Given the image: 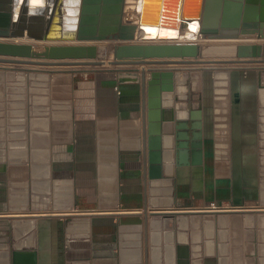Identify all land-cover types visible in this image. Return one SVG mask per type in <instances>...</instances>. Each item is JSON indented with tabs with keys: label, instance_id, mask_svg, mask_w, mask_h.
I'll use <instances>...</instances> for the list:
<instances>
[{
	"label": "crops",
	"instance_id": "crops-1",
	"mask_svg": "<svg viewBox=\"0 0 264 264\" xmlns=\"http://www.w3.org/2000/svg\"><path fill=\"white\" fill-rule=\"evenodd\" d=\"M138 2H126L127 21ZM26 65L0 66V264H264V234L221 235L213 219V234L200 235L199 219L168 218L211 208L224 178L215 159L208 175L203 162L178 165L173 133L187 100L203 107L202 125L215 129L220 112L180 94L176 72L158 111L147 106L141 70L148 80L149 68L173 65ZM240 115L246 130L262 129L263 107ZM150 125L160 129L152 157ZM259 198L249 204L264 207Z\"/></svg>",
	"mask_w": 264,
	"mask_h": 264
},
{
	"label": "water",
	"instance_id": "water-1",
	"mask_svg": "<svg viewBox=\"0 0 264 264\" xmlns=\"http://www.w3.org/2000/svg\"><path fill=\"white\" fill-rule=\"evenodd\" d=\"M133 2L134 0H130ZM48 2V0L46 1ZM128 0H80L78 18L74 28L68 33H59L60 14L57 10L47 14L42 11V19L30 21L23 17L16 20L11 17L8 23H0V63L30 64L43 66L60 65H104L108 59L110 65L123 64H182V63H262V71L257 79L264 78V43L246 42L264 41V0H140L141 7L132 20L124 21L123 13ZM55 0L53 2V5ZM59 4V3H58ZM169 7V10L166 8ZM53 9V8H52ZM10 10V9H9ZM52 11V10H51ZM199 23L200 41L181 42L158 39L150 42L140 31L150 28H172L177 20ZM26 37L33 42L70 41L63 44H43V51H32L33 42H16L13 38ZM114 41L99 59V49L91 42ZM78 43H73V42ZM208 41H238L234 45V58L202 60ZM90 42V43H89ZM222 44L214 47L217 49ZM225 46V45H224ZM228 46V45H226ZM231 48V46H229ZM211 49V47H210ZM213 49V48H212ZM218 52V51H217ZM221 51L220 53H223ZM231 54V49L225 51ZM230 52V53H229ZM176 68L151 69L150 78L145 80L142 74V92H147L149 109L160 107V94L173 92L174 70ZM208 80L211 75L203 73ZM184 110L175 109L176 163L178 165H199L202 157V118L203 107L190 109L185 102ZM149 126V156L152 149H159L160 129ZM190 130V133H189ZM159 158V152L155 153ZM152 162V160H151ZM244 212L264 211V207L234 199L231 207L183 209L191 212ZM116 244L112 245L114 248Z\"/></svg>",
	"mask_w": 264,
	"mask_h": 264
},
{
	"label": "rangeland",
	"instance_id": "rangeland-1",
	"mask_svg": "<svg viewBox=\"0 0 264 264\" xmlns=\"http://www.w3.org/2000/svg\"><path fill=\"white\" fill-rule=\"evenodd\" d=\"M23 1L25 2V7L21 8L18 5ZM46 1L47 0H8L10 7L6 9L0 8V17L5 18L7 23L11 17L17 20L21 14H24L23 17L30 21L41 20L43 17L42 11L47 7V14H53L54 10L58 9L56 13L60 14L59 33H62L64 30L65 27L63 23L65 21L69 22L72 19L71 21H74V24L76 23L79 11V0H55L54 5V0ZM166 10H169V7H167ZM125 17L126 15L124 12L123 20L127 21ZM13 39L17 41L23 40L26 42H33L29 41L30 39L26 37ZM152 41L157 42L159 40H151L150 42ZM253 41L256 40H248L246 42ZM68 42L70 41L66 42L59 40L56 42H33V44L36 50L42 51L44 49L43 44H63ZM234 42L237 43L238 41H208V48L204 49L201 59L219 60L234 58V53L226 56L220 55L217 51L212 52V54L208 56L205 55L210 47L211 49H214V47L225 43L235 45ZM91 43L100 44L102 46L103 49L98 48L99 59H101L104 55L103 52L108 50L116 42L106 40ZM0 66H5L1 68H8L9 71H12L13 73H20L24 66L27 68L26 64L0 63ZM80 66L89 67L91 65H60V67L73 68ZM258 66H263V64L182 63L174 64L172 67L176 68L174 70L177 74L178 80L176 81V90L180 94H183L184 97L189 99L192 96H200L201 92L203 93V84L209 87L210 93L207 95L209 98V104H207V106L210 105V107L216 109V111L220 112L221 116L220 125H217L216 128L212 130L215 161L219 173L224 177L222 179L231 181L233 186V197H236V199H242V196L245 195V190L248 188L250 190L255 189L257 191V196L261 197L258 200L260 203L259 205H263L264 125L262 129L246 130L244 122H238L239 116L243 118V115H240V113L244 114L246 109H255L257 106L264 108V78L262 80H255L257 74L262 71ZM205 72H208L211 75L210 79L205 80L203 78V73ZM245 200L248 203L251 202V198H245ZM220 205L226 208L232 206L231 202L227 200H221ZM168 218L172 220V224L174 223V225H176L181 218L199 219L198 228L200 230V235L213 234V219H216V223L218 224L217 230H220L221 235L239 234L251 236L264 234V228L262 229V226H264V211L203 212L198 213V215L195 216L174 215ZM178 231H180V228L175 226L174 234L177 235ZM217 233H219V231ZM208 244L209 243L204 244L206 249H208ZM204 261L205 264L212 263V260L206 259Z\"/></svg>",
	"mask_w": 264,
	"mask_h": 264
},
{
	"label": "bare ground",
	"instance_id": "bare-ground-1",
	"mask_svg": "<svg viewBox=\"0 0 264 264\" xmlns=\"http://www.w3.org/2000/svg\"><path fill=\"white\" fill-rule=\"evenodd\" d=\"M137 1H139L138 2V10H139L141 7V3H140V0H137ZM22 3L19 4L18 6H20L21 8H24L25 2L23 1ZM132 4L133 5L130 7L129 10L134 9L136 7V0H134ZM163 4H164V0H163ZM9 7H10V3L8 2V0H0V8L6 9ZM0 22L1 23H7L6 19L2 18V17H0ZM70 22H72V21L70 20ZM65 23H67V25L69 27H71L70 26L71 23L66 22V21H65ZM72 27H71V29H72ZM198 29H199V23L196 19L188 21V22L187 21L181 22L180 20H177L175 22V25L172 28H161V27L150 28V27H146L144 30H142V37L145 35H148L147 37H150V39L154 38V40L161 38V39H167L169 41L175 40V41H181V42H196V41L198 42V41H200V37L198 36ZM139 36H141L140 33H139ZM16 42H26V41H23V40L17 41L16 40ZM93 44H95V43H93ZM96 45L98 46V48L103 49L100 44H96ZM222 45L223 46H221L217 49H209L205 53V55L208 56V55L212 54V52H214V51H218V53H220L221 51H224L223 53H220V55H226V56L231 55V54H228V52L226 53L225 51H228L231 49V53H232V51L234 50V45H230L228 43H225ZM226 45H228V46H226ZM229 46H231V48H229ZM32 51H38V50H36V48L34 47V49H32ZM107 61H108V59L105 60V62H107ZM75 65H78V64H75ZM209 211H212V210H209Z\"/></svg>",
	"mask_w": 264,
	"mask_h": 264
},
{
	"label": "flooded vegetation",
	"instance_id": "flooded-vegetation-1",
	"mask_svg": "<svg viewBox=\"0 0 264 264\" xmlns=\"http://www.w3.org/2000/svg\"><path fill=\"white\" fill-rule=\"evenodd\" d=\"M209 93H210L209 87H207L206 85L203 84V93L201 92L200 97H202L204 99L205 108H208L207 104H208L209 98L207 95ZM188 103L190 105L189 100H187V104ZM212 130H213V127L211 125L205 124L202 126V137H203L202 138V157H203V163H204L206 175H208L207 169L209 168V165H212V163L210 164V162L213 161V159H215L214 150H213L214 142H213ZM189 133H190V130H189ZM221 183L223 184V186L219 185L217 199L212 200L210 202L212 209L226 208V207H223L220 205V202L223 198H226V200L231 202V204H233V200L236 199V197H233V186L231 184V181H226V179H224V180H222ZM244 194L245 195L242 196L243 197L242 200H244V201H246L245 198H247V199L251 198V200L253 198H257V191L255 189L250 190L248 188L247 190H245ZM223 200H225V199H223Z\"/></svg>",
	"mask_w": 264,
	"mask_h": 264
},
{
	"label": "built area",
	"instance_id": "built-area-1",
	"mask_svg": "<svg viewBox=\"0 0 264 264\" xmlns=\"http://www.w3.org/2000/svg\"><path fill=\"white\" fill-rule=\"evenodd\" d=\"M137 16V15H136Z\"/></svg>",
	"mask_w": 264,
	"mask_h": 264
}]
</instances>
